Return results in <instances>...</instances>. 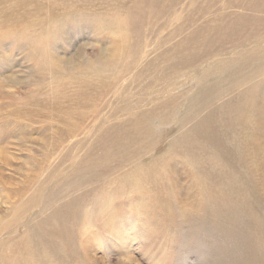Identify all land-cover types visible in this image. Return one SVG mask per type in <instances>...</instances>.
Instances as JSON below:
<instances>
[{"label":"bare ground","instance_id":"1","mask_svg":"<svg viewBox=\"0 0 264 264\" xmlns=\"http://www.w3.org/2000/svg\"><path fill=\"white\" fill-rule=\"evenodd\" d=\"M179 2L180 0H0V123L5 129L3 137L0 136V166H8L10 174L17 177L16 183L7 185L14 194L7 195V209L10 213L7 212L6 218L0 216V235L5 231L12 232L13 227H16L14 233L23 232L32 223L31 217L45 210L48 212L50 202L54 203L56 199V202H61L64 199L62 193L65 196L67 193L63 189L65 186H61L68 176L74 178L70 179L72 181L81 174L85 178L95 179L109 172L114 162L118 161L115 164L120 169L125 166H133L131 170L135 168L132 175L135 180L138 174H143L144 170L154 166V160L160 157V152L155 153L160 140L164 139L160 126L171 127L167 132L170 138L166 142V153H175L180 149L186 155L201 153L205 149L210 151L204 159H197L199 162L193 157L195 166L189 162L195 167L201 180L200 207L214 206V212L219 214L218 218L224 215L228 219L233 210H237L238 202L245 214L258 221V215L246 197V186L235 170L230 166H223L222 173L218 174L217 179H223V194H217L212 189L213 183L209 179L213 177L210 172L218 170L225 162L229 163L235 153L229 148V144H234L231 132L235 130L226 128L228 120L238 118L239 113L242 115L245 109L251 107L256 114L252 120L247 119L252 125L254 126V122H264V79L257 80L260 73L264 72V0H189L183 26L180 25L166 37L159 33L153 37L154 31L150 30L163 23L166 9V12L171 13L167 15V21L171 23H167L169 27L176 15H180L177 11L173 13L172 9ZM208 14L211 16L205 17ZM203 17L204 20H201ZM71 24L74 25L73 30L69 27ZM84 28H90L89 33L100 32L94 40L98 44L95 45L94 58H86L85 51H82L85 50V45L82 49L76 42L78 39L75 36H80V31ZM100 37L109 39V45L106 46L105 41L100 42ZM176 39V43L171 44ZM7 40L11 41L9 46L5 43ZM156 41L158 45L153 50L152 44ZM65 45L76 52L70 54ZM17 51L24 55V61L33 62L30 68L32 70L29 71L48 73L47 78L37 82L43 87L39 85L38 90L34 91H29V86L23 92L10 91L15 87L17 90L23 89L26 79L29 76L34 78L33 72L18 75L15 73L17 71H13L19 63L13 55ZM186 78H189L191 84L188 87L184 84ZM181 88L184 93H179L178 96L175 91ZM166 94L167 100H164ZM106 98L109 100L106 101ZM108 109H111L110 113L105 111ZM259 114L261 118L258 117ZM212 115L223 117L227 121H219V129L223 131L222 137L225 138L226 145L217 138V131L210 128ZM10 117L13 124L19 123L17 127H13V131H10ZM89 118L99 122L96 125L102 131L99 137L103 139V144L101 152H94L92 146L80 161L78 152L72 155L71 152H66L67 148H62L59 156L52 157V161L47 160L50 157L48 153L45 154L46 160L27 156L24 164L32 172L25 174L21 172L22 164L10 163L8 158L11 157L2 147L7 140L23 135L22 121L40 122L43 125L46 123L48 127L61 125L67 129V135H70L68 137L73 139L76 138L75 132L80 131V124ZM37 119L40 121L37 122ZM112 121L121 125L105 129L104 126ZM190 122L194 124L184 131ZM247 127L243 128L246 132L237 130V133L244 134L243 138L240 135L238 137L241 144L248 141L245 144L253 147L251 140L258 132L255 128L251 127L250 130ZM261 129L264 132L263 126ZM53 132L59 137L54 140L57 145L61 142L63 132ZM4 138L6 139L2 141ZM44 142L47 143L46 140ZM149 153L152 156L144 160V154ZM200 161L207 163V166ZM67 164L71 171L60 170ZM8 167L5 168L7 171ZM3 179L5 183L8 182L4 175ZM55 189L60 191L56 193ZM41 203H44L43 207L37 209ZM64 206L67 208L64 213L71 214L72 205L62 203L58 208ZM53 210L56 214L60 212L57 208ZM51 217L54 218L53 215ZM256 227L259 232H264L261 223ZM85 232L87 231H83ZM13 244L16 247L19 245L18 242ZM15 256L12 250L9 264H17ZM122 257L124 263L131 264L129 255L123 252Z\"/></svg>","mask_w":264,"mask_h":264},{"label":"rangeland","instance_id":"2","mask_svg":"<svg viewBox=\"0 0 264 264\" xmlns=\"http://www.w3.org/2000/svg\"><path fill=\"white\" fill-rule=\"evenodd\" d=\"M188 2L189 0H180L177 6L172 8L173 13L177 11L180 15H176L171 27L168 26L170 22L167 21V15L171 13L166 12L168 11V9H166L165 19L163 20L164 25L163 23L159 24L150 30V32L154 31L153 37L157 36L158 33L166 37L180 25L183 26L189 9L187 7L189 5ZM209 16H211V14L205 17ZM201 20H204V17ZM69 27L73 30L74 25L71 24ZM90 28H84V30L80 31V34L82 33L80 36H75L78 39L76 42H78L80 48L82 47L83 49L85 45V50L83 49L82 51H85L86 58L88 59L90 57H95V45L98 46V44H95L94 40L100 35L99 31L97 33H89ZM100 39V42L104 43L105 41L106 46L109 45V39L104 37H100ZM177 40L178 39L172 41L171 44H175ZM10 42V40H7L5 43L9 46ZM156 42L152 44L151 49L154 50V48L157 47L158 42ZM37 47L38 46H36V49ZM65 47L69 50L68 52H70V54L76 52L68 45H65ZM20 53L18 51L13 53L15 56L14 58L19 60L17 66L13 68V71H17L15 73L18 75H28V73L33 72L29 71L32 70L30 68L33 62L24 61V55ZM17 54L20 56H17ZM39 60H41V58ZM37 73L38 72L35 70L33 72L34 78L29 76V79H26L27 81L23 89L17 90L15 87L11 88L10 91L13 93L18 91L23 92L26 91L25 89H28V86L31 87L28 89L29 91H34V89L38 90L39 85H42H38L37 82L39 83V80L45 77L47 78L48 73L44 74V71L42 74ZM263 73H260L257 80L264 79ZM184 84L187 87L191 85L189 83V78H186ZM138 90L139 88L137 91ZM181 91L182 88L179 89V91L176 90L175 94L179 96V93H184V91ZM167 95L168 94L164 95V100H167ZM107 99L108 98H106V101L109 100ZM110 108H112V106ZM110 110L108 109L105 111L108 113ZM245 110H247L246 116ZM245 110L242 115L240 113L238 114V118L229 119L228 122L225 121L223 117H214L212 115L211 121L209 122L210 128L217 131L215 134L219 136L217 137L218 139L223 140L224 143H222L224 145H226L225 138L222 137L223 131L220 130L219 121L223 120L227 122L228 126L226 128L235 130L231 133L234 137V144H236L233 145L236 148L233 145L232 148L229 144V148L232 149L231 151L235 152L231 156V159L229 158V163L225 162L220 165L218 170L214 169L211 172L209 171L210 168H208V172L213 176L209 179L211 183H213L212 189L215 190L217 194H221L225 192V189L223 179L221 177L217 179L218 174H221L224 167L227 166L235 170L246 186V197L251 203V207L258 215V221L248 214H245L241 210L240 203L238 202V204L236 203L237 210L235 208L231 215L229 213L230 217L228 216V219L224 215L222 218L221 215L219 216L220 218H218L219 214L214 212V206L212 208L211 206L200 207L198 203H200L202 199L200 192L201 180L192 160H194V157L196 158L195 160L199 162L198 160H201L202 157L203 159L207 157L210 151L205 149L203 150L204 152L201 153L194 152L193 154L186 155L182 152L183 150L180 149L178 150L179 152L176 150L177 152L175 153H173L174 151L166 153V142H168L167 140L170 138L167 132L171 127L160 126L163 131L161 136L164 139H161L159 142L160 144L155 148V153L160 152V157L154 160V166L149 170H144L143 174H138L135 180L132 178L133 173H135V168L131 170L133 166H125L120 169L121 167L115 164L118 161L114 162L111 167V169L113 168L112 170L109 169V172L95 179L85 178V176L81 174L79 177L75 178L76 180L72 181L70 179L74 178H69V173H67L66 176L68 177L64 180L65 183H61V188L65 186L63 189H65L64 192L66 191L67 193H65L66 196L62 193L61 196H63L64 199L61 200V202H56L58 199H56L54 203L50 202L51 206L48 208V212L45 210L41 214H35L33 218L31 217L32 219L30 218V222L32 223H30L27 228H24L23 232L14 233L16 227H13L11 229L12 232L5 231L0 235V264H9L8 259L11 257L12 250L14 251V255H16L14 260L17 264H57L58 262V264H128L124 263L122 260L123 252L130 256L131 264H264V232H259L256 227L259 223L264 227V132L261 129L262 126L264 127V122L263 124L262 121L254 122L253 126L252 122L249 120H252L256 113L253 112L254 109L251 107ZM235 115L237 114L235 113ZM258 117L261 118V114H259ZM11 118L12 117L8 120L10 121V131H13L15 129L13 127L15 125L17 127L19 123L13 124ZM255 118H257V116ZM236 119L238 120L237 122ZM38 121L40 120L37 119V122ZM96 123L99 122L94 121L93 118H89V120L85 121L83 124L81 123L80 131H76V138L72 139V137H68L70 135H67V129L61 125H49L48 127L46 123H44V126L43 123L40 122L32 123L25 120L22 121L21 125L24 129L23 135L16 139L7 140L2 147L4 148V152L8 153L7 155L11 157L8 158L10 163L18 162L22 164L21 172L31 174V168L24 164V160L27 159V156L46 160L47 156H45V154L48 153L50 157L47 160L52 161V157L56 158L59 156L62 148L63 150L67 148L66 152H71L72 155H76L78 152V161H80L92 146L94 152H101L103 139L99 136L102 131H100L99 128L97 129L98 124L96 125ZM193 124L190 122L184 131H187L189 127L191 128ZM118 125L121 124H115L114 121H112L105 125L104 128L110 129ZM247 126H249L250 130L255 128L256 132H258L251 140L253 147L252 145L248 146V144H245L248 143V141L241 144L239 140V137L243 138L244 134L240 132L237 133V130L241 129L243 132H246L243 128H248ZM0 128L2 129H0V136L3 137V131L5 129L2 125ZM57 130L62 131L63 134L60 136L61 142H58L56 145L54 140L59 137L55 135L53 131ZM8 135H6V138H8ZM238 135L240 136L238 137ZM45 140L50 146L44 142ZM227 141L228 140H226V142ZM239 147H241L240 150ZM151 156V153L144 154L143 159H149ZM189 162L194 166L189 164ZM236 163L239 164L237 165ZM201 164L205 166L207 163L204 164L202 162ZM82 166L85 165L83 164ZM142 166L143 164H141V167ZM7 167H4L3 164L0 166L2 172L0 173V216H4L5 218L8 216L7 214L10 213V210L7 209V195L14 194L7 188V185L10 186L11 183L17 182V177L11 175L9 167L8 171L5 169ZM68 168H70L69 164L61 167L60 170H65V172L71 171V168ZM3 175L8 182H4ZM66 180H69V182ZM71 183L73 184L71 185ZM30 186H32V184H30ZM50 187L51 186H49V188ZM6 190L8 191L6 192ZM15 191L16 190H14V192ZM56 191L55 192L58 193L60 190L57 189ZM211 193L214 194L213 191H211ZM45 195L46 194H44V197ZM62 203L64 205H72V207H70V209L72 208L71 214L64 213L66 211L65 209H67L66 206L61 207V209L58 208ZM43 205L44 203H41L37 209H40ZM199 207L202 208V210H200ZM53 208H57V211L59 209V214L54 213ZM80 211H82V213ZM52 215L56 219L53 217L50 218ZM45 217H47L49 221H46L47 219ZM234 218H236L235 221ZM231 219L233 221H231ZM33 222L36 223L33 224ZM44 223H47V225ZM83 231L87 232L83 233ZM125 231L127 233H125ZM120 238L121 240L119 241ZM14 242L19 243L18 247L13 244ZM64 254L66 255L64 256ZM244 255H246V257ZM246 258L249 260H246ZM60 259L62 261H60Z\"/></svg>","mask_w":264,"mask_h":264}]
</instances>
